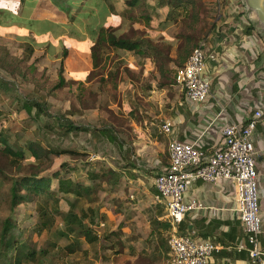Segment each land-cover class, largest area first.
<instances>
[{
  "label": "crops",
  "instance_id": "obj_1",
  "mask_svg": "<svg viewBox=\"0 0 264 264\" xmlns=\"http://www.w3.org/2000/svg\"><path fill=\"white\" fill-rule=\"evenodd\" d=\"M209 1L217 7L214 12L217 18L213 29L204 38L207 53L205 71L212 80L205 102H189L176 81L170 86L159 88V75L153 63L140 57L139 60L131 59L132 51L117 50L123 54V60L130 69L138 72L142 68L143 75H147V93H138L143 101L133 94L134 90L131 94V89H127L135 83L128 80V86L122 91H116L117 101L111 100L112 105H108L110 108L118 105L126 123L114 121L100 127L93 126L91 122L98 119L102 121L104 115L100 107L94 106L80 110V116L85 120L81 125L89 127V130L69 133L90 132L93 137L101 140L114 139L117 147L114 156L118 164L113 168L121 173V178L117 185L110 187H117L118 192L114 194L118 198L115 197L116 200L108 210H111V214L104 218L112 222L109 231L113 242L122 244L128 240L129 244L135 242L141 248L146 245L147 255L151 250H164V257L169 255L168 242L162 244L161 237L167 241L171 225L167 230L169 221L165 205L157 203L155 199V177L169 164L168 137L161 132L160 121L171 118L174 134L179 139L194 138L202 133L200 146L212 152L221 146L222 130L227 123H245L257 110L262 112V117L257 122L253 141L257 151L259 203L263 218L261 243L264 248V31L243 0ZM20 13L23 14L22 11ZM65 24L59 23L58 26L66 29ZM22 29L17 28L19 32L27 31L26 28ZM77 30L82 36L78 41H88L87 29ZM5 33L0 36L12 37V40L17 38L15 32ZM89 45L88 41L87 57L81 58L79 70L68 67L65 61L67 81L86 84L93 81L86 78L94 70ZM102 158L106 159L105 156ZM131 195L134 197L131 198ZM185 197L187 200H202L205 208L187 212L179 224V232L197 239L210 238L222 246L219 251L213 252L208 264H255L246 248H238L240 244H246V233L237 210L236 185L232 181L223 179L211 183L199 179L191 185ZM98 223L91 229L100 240L106 222L102 228ZM97 230L101 233H97ZM83 238L91 246L88 239ZM90 248L94 256L97 248Z\"/></svg>",
  "mask_w": 264,
  "mask_h": 264
},
{
  "label": "trees",
  "instance_id": "obj_2",
  "mask_svg": "<svg viewBox=\"0 0 264 264\" xmlns=\"http://www.w3.org/2000/svg\"><path fill=\"white\" fill-rule=\"evenodd\" d=\"M83 1L0 0V35L6 34L5 32L17 33V38L14 37L12 42L0 44V68L12 74L26 76L25 71L34 67V62L29 61L36 50L34 23L38 21L44 23L46 32L50 27L63 23L62 15H65L70 22L78 21L82 24L83 19L86 20L90 59L94 70L101 68L105 71L101 73L102 80L106 81L113 76L116 80L119 72L116 59L120 58L118 66L126 65L122 60L123 54L117 50L132 51L140 58L148 59L154 64L159 75L158 87L162 88L175 82V72L185 65L193 49L211 32L217 18V14L214 13L217 7L209 0H99L96 6L99 8L100 16H95L94 12L88 13L93 10L95 0H86L89 2L82 5ZM119 2L124 3L121 11L112 13L109 4L116 5ZM20 11L23 13L27 11L25 21L21 20L23 14L20 15ZM126 14L132 24L140 23L142 28L134 29L132 34L126 31L117 33L120 29L117 26H121V18L126 17ZM17 28H26L27 31L19 32ZM17 43H23L25 51V55L20 58L12 55L9 50ZM63 46L65 48L64 50L61 48L63 51L61 50V65L58 70L59 87L64 86L67 81L64 71L69 47L67 44L61 45ZM111 50H115L121 57L114 59L115 55L111 54ZM25 61L30 62L28 63L30 65L23 66ZM110 64L112 66L108 69ZM93 71L86 76L87 80L91 79L89 77L92 76ZM114 85L117 87L116 82ZM0 88H3L1 77ZM23 107L29 115L35 110L39 116L42 114L50 116L40 102L26 101ZM55 119L57 127L65 134L89 130V127L76 123L66 115H57ZM0 142L3 143V152L13 158L15 163L26 160L30 167L27 171L23 170L11 175L5 166L0 165V194L2 188L7 186L5 197L9 199L12 209L8 216L0 220V264H51L54 261L52 250H39L33 244L37 243L40 233L50 232L55 226V214L61 213V211L56 213V210L60 209L59 193L85 199L88 204H94L102 201L94 189L96 181L106 177L110 185L115 186L120 181L121 173L111 166H96V162L80 156L65 159L58 166L42 169L39 165L48 155L49 150L40 143L30 141L24 147L16 148L1 132ZM77 170H80V173L73 176L71 173ZM87 180L91 183H87ZM53 181L57 182L56 188L52 187ZM33 202H36L39 221L29 229L18 221L14 212L15 208L21 205H26L27 208ZM88 216L86 209L80 214L65 213L62 218L64 227L55 229L54 233L59 238H69L78 229L76 236L87 238L91 247L99 248L100 244H107L106 240L110 239L109 234L104 235L100 240L93 234L91 229L94 224L93 219H90L92 222L90 225H85L84 220ZM169 228L170 223L166 225V229ZM180 228L181 225L178 230ZM31 231L35 235L29 239ZM161 242L167 243L164 237H161ZM66 251L68 252L65 255H70L76 252V247L70 246ZM95 256L97 258V253Z\"/></svg>",
  "mask_w": 264,
  "mask_h": 264
},
{
  "label": "rangeland",
  "instance_id": "obj_3",
  "mask_svg": "<svg viewBox=\"0 0 264 264\" xmlns=\"http://www.w3.org/2000/svg\"><path fill=\"white\" fill-rule=\"evenodd\" d=\"M98 1L95 0L93 10L88 13L94 12L95 16H100L101 13L98 11V6H96ZM88 2L84 0L82 5ZM109 5L111 12L115 14L119 13L124 3L119 2L116 5ZM25 12L21 19L23 21L26 20L27 14ZM125 16L123 19L121 18V26H117V28L120 27L117 33L126 31V33L132 34L134 29L142 28L140 23L132 24L128 18V14ZM62 20L67 24H65L66 29L54 25L46 32L44 23L39 21L34 23L36 50L29 60L30 62H34V67L25 71L26 76L12 74L0 68V77L3 83V88H0V112L2 113L0 115V132L16 148H22L30 141H36L47 148L49 153L42 159L39 165L42 169L49 168V166H58L65 159L79 156L85 159L93 157L91 161L96 162V166L116 167L118 161L114 155L117 153V147L113 138L101 140L100 138L93 137L90 132L65 134L63 130L57 127L55 117L57 115H66L76 123L81 124L85 120L80 116V110L98 106L102 110V113H104L103 120L94 119L95 121L91 122L94 124L93 126L98 127L99 125L100 127L105 123H113L114 121L124 124L126 123V119L119 110L118 105L114 108H110L108 105H112L111 100L113 102L117 101L116 91H122L121 89L128 86V80H132L135 83H132L133 87L129 85L127 89H131V94L134 90L133 94L142 102L143 97L138 93H147V75H143L142 68L138 72H135L125 64L118 66L119 57L121 56L115 50H111V54L115 55L114 59L119 58L116 59V67L119 70L116 80L115 76L110 77L106 81L102 80L101 73L105 71L101 68H96L92 76L89 77V79L91 78L90 80H93L89 84L68 80L64 86L59 87L58 70L61 65L60 57L65 48L64 46L61 47V45H69L66 64L75 70L80 69L81 58L86 59V49L88 46V41L84 39L78 41L82 36L77 30V28L84 30L87 27L86 20L83 19L84 22L82 24L78 23V21L70 22L65 15H62ZM18 21L20 22V20ZM62 34H64V39H62ZM12 41V37L0 36V44L4 45V43ZM9 50L12 55L19 58L25 55L23 43H17ZM130 56L131 59L135 58L139 60V56L134 52H131ZM28 63H23V66L26 64L30 65ZM65 73H67L66 69L64 75H66ZM114 82L117 83V87L114 85ZM32 100L42 103L50 116H44L43 114L39 116L35 113V110L32 111V115H29L24 109L23 103ZM2 148L3 143L0 142V165L5 166L9 174L14 175L23 170L27 171L30 169L26 160H23L21 163H15L13 158L3 152ZM103 156L106 159H103ZM79 173L80 170H77L71 174L76 176ZM87 183L91 182L87 180ZM56 186L57 182L53 181L52 187L56 188ZM110 187L111 185L106 177H101L96 181L94 189L100 198H102V201L95 202L94 204H88L85 199H77L71 195L59 193L58 205L60 209L58 208L56 213H58L57 211H61V213L55 214V226L50 232L40 233L37 243L33 244L31 242V244L36 245L39 250H52L54 261L51 264H162L166 258L164 257V250L161 252L151 250L149 255H147L146 245H143L144 248H141L135 242L134 244H129L128 240L124 241V243L122 242V244L113 242L112 234L109 231V226H112V222L108 221L104 216L111 214V210H108L111 209L112 204L116 200L115 197L118 198L114 194L118 191L116 190L117 187L109 189ZM6 193L7 186L2 188L0 194V220L12 212L9 199L5 197ZM133 197L131 195V198ZM15 209V216L26 228L31 229L39 221L36 202L30 203L27 208L26 205H21ZM84 209L89 214L88 218L84 220L85 225L92 223L90 219H93L94 226L98 221L103 220L106 222V226L102 230L101 237L106 234H109L110 237L109 240H106L107 244H100L99 248L94 251L97 253V258L94 254L92 256L93 251L87 240L82 236H76L78 229L69 238H59L54 233L55 229L64 227L62 218L65 213L74 212L80 214ZM34 235L31 231L29 239L34 237ZM70 246L76 247V252L65 255L68 252L66 249Z\"/></svg>",
  "mask_w": 264,
  "mask_h": 264
},
{
  "label": "built area",
  "instance_id": "obj_4",
  "mask_svg": "<svg viewBox=\"0 0 264 264\" xmlns=\"http://www.w3.org/2000/svg\"><path fill=\"white\" fill-rule=\"evenodd\" d=\"M206 55L203 39L193 49L185 65L175 72L176 84L192 103L205 102L210 93L212 80L205 71ZM261 117L262 112L257 110L245 123H227L222 130L221 146L212 152H207L200 146L202 133L194 138L179 139L174 134V122L171 118L160 121V130L168 137L169 164L155 177V199L157 203L165 205L166 216L171 225L167 236L169 255L162 264H208L213 252L222 248L213 239H197L178 230L187 212L205 208L202 200H187L185 197L191 185L199 179L211 183L227 179L236 185L237 210L246 233V244H240L238 248H246L255 264H264L259 173L253 141L257 122ZM98 226L104 227L105 222L99 221ZM97 233L100 234L101 231L97 230Z\"/></svg>",
  "mask_w": 264,
  "mask_h": 264
},
{
  "label": "water",
  "instance_id": "obj_5",
  "mask_svg": "<svg viewBox=\"0 0 264 264\" xmlns=\"http://www.w3.org/2000/svg\"><path fill=\"white\" fill-rule=\"evenodd\" d=\"M264 31V0H243Z\"/></svg>",
  "mask_w": 264,
  "mask_h": 264
}]
</instances>
